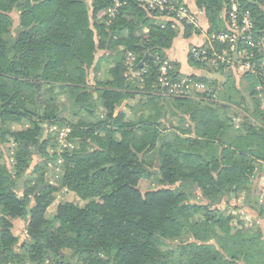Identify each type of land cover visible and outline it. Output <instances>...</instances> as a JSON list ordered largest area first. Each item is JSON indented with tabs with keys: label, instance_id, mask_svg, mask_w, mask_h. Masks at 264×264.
Masks as SVG:
<instances>
[{
	"label": "trees",
	"instance_id": "1",
	"mask_svg": "<svg viewBox=\"0 0 264 264\" xmlns=\"http://www.w3.org/2000/svg\"><path fill=\"white\" fill-rule=\"evenodd\" d=\"M194 2L209 33L220 32L229 0ZM241 10L264 36V0ZM160 20L139 0H0V264H264V76L237 82L221 68L220 84L171 62L172 79H188L193 93H169L159 67L179 28ZM194 34L185 27V39ZM99 51L96 68L111 67L91 84ZM202 57L191 51L189 65L213 72ZM51 165L61 187L47 181ZM62 189L83 205L56 202ZM242 198L255 217L233 214Z\"/></svg>",
	"mask_w": 264,
	"mask_h": 264
},
{
	"label": "built area",
	"instance_id": "2",
	"mask_svg": "<svg viewBox=\"0 0 264 264\" xmlns=\"http://www.w3.org/2000/svg\"><path fill=\"white\" fill-rule=\"evenodd\" d=\"M243 0H229L230 8L228 13H224V28L217 33L208 36V46L212 52V56L204 51L199 54L198 48L193 49L194 56L201 57L200 60L206 64L208 68L215 69L218 73L223 68L232 70L237 74H252L264 76V36H260L255 32V20L252 13L242 11ZM139 2L150 12L158 13L159 16L167 20L165 22H184L188 25L199 26V21L192 15L188 6L183 2L176 0H139ZM119 7L117 3L116 8ZM115 9L108 11L109 16L115 15ZM227 21V22H226ZM179 26L178 24H176ZM218 44L222 49L217 50L215 45ZM134 57L129 54L127 64L133 68ZM172 65L170 61H163L159 67V85L166 89L169 93L176 96H188L193 93V86L188 79L173 80ZM211 69L213 72H215ZM137 74L134 78L141 77L143 73L133 72ZM199 89H203L201 84L196 85ZM258 90L261 88L258 87ZM63 135V134H62ZM264 188V182H263ZM264 193V192H263Z\"/></svg>",
	"mask_w": 264,
	"mask_h": 264
},
{
	"label": "crops",
	"instance_id": "3",
	"mask_svg": "<svg viewBox=\"0 0 264 264\" xmlns=\"http://www.w3.org/2000/svg\"><path fill=\"white\" fill-rule=\"evenodd\" d=\"M182 1L188 6L192 15H194V17L199 21V26L196 27V29L198 30V34H194L191 38L185 39L184 34L180 30L181 29V27H180L179 28V35L174 40L172 48L168 52L169 60H170V62H172V64L175 63V64L180 65L179 72L183 77L197 76V77H202V78H206L208 80H211V78L209 77V75L211 73L209 71L207 72V70H205V69H198L195 67H191L188 63V55L193 49L204 48V47L208 46V39L207 38L210 35V33H209V25H208L207 19H206L204 13L197 8L194 0H182ZM101 52H102V54L105 55V52H103V51H101ZM104 55H102L101 59L100 58L98 59V57H97L96 62L94 64V67L90 71L91 73H93L95 75L96 80L106 79V77L108 75V70L111 67L110 63H107L104 61V63L102 65L99 63L100 66L98 68H96V65L98 64V62H100L102 60ZM212 73H214V72H212ZM233 73H234L235 77H237L239 75L235 72H233ZM221 77L223 78V80H219L218 78L212 79V80H217L220 84H222L225 82V77H223L222 75H221ZM262 183L263 182H262V175H261L260 185L263 187ZM262 192H264V190ZM237 204L241 205L242 213H246V214L252 213V210H250L249 208H247L244 205V198L238 200ZM255 215L256 214H254V215L251 214V218L255 217Z\"/></svg>",
	"mask_w": 264,
	"mask_h": 264
},
{
	"label": "rangeland",
	"instance_id": "4",
	"mask_svg": "<svg viewBox=\"0 0 264 264\" xmlns=\"http://www.w3.org/2000/svg\"><path fill=\"white\" fill-rule=\"evenodd\" d=\"M178 1V0H176ZM179 2V1H178ZM227 13V12H226ZM11 17L13 18L14 20V29H16L19 25V13L17 12H12L11 13ZM223 17H225V14L223 15ZM165 21L167 20H164L161 18V20L159 21L160 23L159 24H162V25H165ZM227 22V21H226ZM175 25L178 24L180 28L181 27V32L184 34L185 33V27L188 26V24L184 23V22H181V21H178V22H173ZM102 52L99 51L98 52V59L102 57ZM211 69H213V67H211ZM207 70V69H205ZM215 72L212 73L210 72L209 70H207V72L209 71L211 74L209 75V77L211 79H219V80H223V78L221 77V75H219V73L213 69ZM137 75L136 73L133 74V77ZM238 77V78H237ZM236 78L237 82H240V78L242 77V74L238 75ZM185 79V78H183ZM89 81L91 84H93L96 79H95V75L93 73H89ZM15 129H18L19 127L18 126H15L14 127ZM65 138V134H61V136L58 135V144L60 147H64L66 146V142L64 140ZM5 151V154H6V157L8 159V161L10 160L9 159V155L7 154L6 150ZM143 159H146V162H147V165L149 168L151 169H156L157 166H158V158H157V155L156 154H150V155H147V156H143L142 157ZM41 162L40 159H38L37 157L34 158L32 164H31V168L28 172V175H26L23 180H21L20 184H21V187L24 188L25 187V184H26V181L29 179V176H30V173L33 171V168L39 164ZM57 171H58V165H51L49 166V173H47V181L48 183H50L51 185H54V186H58V187H61V180H60V177L57 175ZM257 177H258V180H259V176L262 175V182H264V167H263V170H259L257 173H256ZM263 185V183H262ZM260 187V188H259ZM154 188H159L157 186V182L154 181ZM264 190V188L260 185V182L257 183V186H256V193L258 194V196L260 197L261 201L263 202L264 204V193L262 192ZM73 202V203H78L80 205H83L81 202H79V199L77 197H75L74 195H72L71 193H69L68 191H66L65 189H62L61 191V194L60 196L58 197L57 201L56 202ZM241 203V202H240ZM57 205V203H56ZM56 205L52 206V208L50 209L49 211V215H53V213L55 212V208H56ZM241 206L240 204H236V202H234L233 204V207L235 206ZM224 206H220V208H223ZM238 210V211H237ZM234 208L233 209V214L236 216H240V217H243V218H246V219H250L251 218V214H256V212L252 211V213H242V210L241 208L237 209ZM264 227V226H263ZM14 233L16 236H18L20 238V245L21 243H23L24 241H26L27 239V236H26V223L24 221H16L15 222V226H14V229H13ZM19 247V246H18Z\"/></svg>",
	"mask_w": 264,
	"mask_h": 264
}]
</instances>
